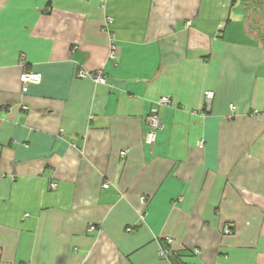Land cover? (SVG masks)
<instances>
[{"label":"crops","instance_id":"1","mask_svg":"<svg viewBox=\"0 0 264 264\" xmlns=\"http://www.w3.org/2000/svg\"><path fill=\"white\" fill-rule=\"evenodd\" d=\"M0 264H264V5L0 0Z\"/></svg>","mask_w":264,"mask_h":264},{"label":"built area","instance_id":"2","mask_svg":"<svg viewBox=\"0 0 264 264\" xmlns=\"http://www.w3.org/2000/svg\"><path fill=\"white\" fill-rule=\"evenodd\" d=\"M111 21H112V18L107 17L106 23H109ZM187 24H190V22H187ZM108 58L112 59V60L117 59L116 44L113 42L112 38H110V42H109ZM79 76L80 77H90V78L94 79L95 81L102 82V83H106V81H107L106 77H105V75L101 69L97 70V71H87V70L81 69L79 71ZM20 78H21V81L23 84L22 90L27 91L29 89L30 85L41 82L42 75L38 72H35V71L26 70V71L22 72ZM204 94H205L206 101L210 102L214 98L215 93L212 90H207V91H205ZM169 102H170V97L162 96L158 100L157 104L162 105V104H167ZM23 108L28 109L29 107L27 105H23ZM232 108L234 109L235 106L232 105ZM162 126L163 125H162V122H161V119L159 116V106H157V107H154L151 109V112L147 117V127L148 128L144 133V137H143L144 142L148 145H151V146L154 145V143L156 142V139H157L158 131L162 128ZM126 152H127V150H123L122 154H125ZM56 185H57L56 182H52L50 184L51 188L56 187ZM107 186H108V183H105L104 187H107ZM146 200H147L146 196L141 197L142 203H145ZM95 229H96L95 225H90V230H95ZM132 229H133L132 227L127 228L128 231H131ZM224 231L226 233H230L231 228L228 225H226ZM166 240L168 243L173 242V239L171 237H168ZM167 253H168L167 249L161 248L158 252V255L160 257H166Z\"/></svg>","mask_w":264,"mask_h":264},{"label":"trees","instance_id":"3","mask_svg":"<svg viewBox=\"0 0 264 264\" xmlns=\"http://www.w3.org/2000/svg\"><path fill=\"white\" fill-rule=\"evenodd\" d=\"M245 10L255 13L257 9H261L264 5V0H243Z\"/></svg>","mask_w":264,"mask_h":264},{"label":"rangeland","instance_id":"4","mask_svg":"<svg viewBox=\"0 0 264 264\" xmlns=\"http://www.w3.org/2000/svg\"><path fill=\"white\" fill-rule=\"evenodd\" d=\"M249 14H250L254 24H257V22L260 21L261 9L260 10L257 9L255 13L249 12Z\"/></svg>","mask_w":264,"mask_h":264}]
</instances>
